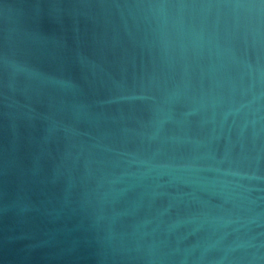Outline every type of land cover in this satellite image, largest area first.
I'll use <instances>...</instances> for the list:
<instances>
[{"label": "water", "instance_id": "obj_1", "mask_svg": "<svg viewBox=\"0 0 264 264\" xmlns=\"http://www.w3.org/2000/svg\"><path fill=\"white\" fill-rule=\"evenodd\" d=\"M0 264H264V0H0Z\"/></svg>", "mask_w": 264, "mask_h": 264}]
</instances>
